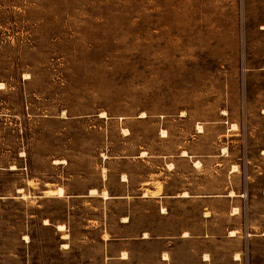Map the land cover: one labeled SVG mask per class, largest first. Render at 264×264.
I'll list each match as a JSON object with an SVG mask.
<instances>
[{"label": "rangeland", "instance_id": "rangeland-1", "mask_svg": "<svg viewBox=\"0 0 264 264\" xmlns=\"http://www.w3.org/2000/svg\"><path fill=\"white\" fill-rule=\"evenodd\" d=\"M0 264H264V0H0Z\"/></svg>", "mask_w": 264, "mask_h": 264}, {"label": "bare ground", "instance_id": "bare-ground-1", "mask_svg": "<svg viewBox=\"0 0 264 264\" xmlns=\"http://www.w3.org/2000/svg\"><path fill=\"white\" fill-rule=\"evenodd\" d=\"M146 115H147L146 112H142V116H146ZM198 127L200 128V131H203V126H202V125H199ZM236 127H237V124H236V123H233V128H236ZM125 130H128V129H125ZM162 133H163V135L165 136V135L167 134V130H166V129H162ZM144 154H145V151L143 152L142 155H144ZM182 154H183V155H186V154H188V151H187L186 149H183ZM195 164H196V165L200 164V161L197 160V161L195 162ZM170 166L172 167V166H173V163H170ZM12 167H13V166H12ZM234 167H235L234 169L237 168V166H234ZM13 168H16V166H14ZM104 172H105V170H104ZM104 172H103V173H104ZM124 179H126V175H124ZM49 193L57 194L58 196H62V195H64L63 187H59L58 189L50 190ZM89 194H90V195H96V194H98V190H97V188H95V187H94V188H91V189L89 190ZM185 194H186V193H185ZM230 194H233V191H231ZM101 195H102L103 197H105V198H110V197H111L107 189H104V190L102 191ZM236 209H237V208H236ZM236 211H237V210H236ZM124 219H126V218H124ZM44 223H45V224H50L51 222H50L48 219H45V220H44ZM56 228H57L59 231H63V232H64V233L62 234V237H63V238H67V237L69 236V234L66 233V232L64 231V230H66V225H65L64 223H59V224H57V225H56ZM231 234H232V235H235V231L232 230V233H231ZM64 245H65V247H66V246H68L69 244L64 243ZM123 254H124V256L126 255V253H123ZM206 257H207V256H206ZM236 258L239 259L240 256L237 254Z\"/></svg>", "mask_w": 264, "mask_h": 264}, {"label": "crops", "instance_id": "crops-1", "mask_svg": "<svg viewBox=\"0 0 264 264\" xmlns=\"http://www.w3.org/2000/svg\"><path fill=\"white\" fill-rule=\"evenodd\" d=\"M181 155L182 156H189V153L188 154H186V155H183L182 154V152H181ZM196 162V161H195ZM195 164V163H194ZM196 165V164H195ZM175 165H174V163H173V166L172 167H174ZM127 179V178H126ZM231 192V191H230ZM230 192H229V195L231 196V195H235L236 193L233 191V194H230ZM186 193V194H185ZM144 195H147L146 193L144 194ZM190 194L187 192V191H185V192H182L181 194H180V196H183V197H187V196H189ZM111 196V195H110ZM162 211L163 212H165L166 211V208H163L162 209ZM126 219H123V221H128L129 219L127 218V217H125ZM182 236H188V233L187 232H184L183 234H182ZM143 238H148V232H144V235L142 236ZM123 253H126L127 254V252H123ZM119 258L120 259H128V258H130V256L129 255H125L124 256V254H120L119 255ZM164 258V260H165V258H168V256H167V254H166V256L165 257H163Z\"/></svg>", "mask_w": 264, "mask_h": 264}]
</instances>
